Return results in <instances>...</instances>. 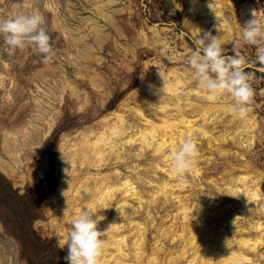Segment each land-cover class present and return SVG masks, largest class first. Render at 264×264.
<instances>
[{
	"label": "rangeland",
	"instance_id": "374dc122",
	"mask_svg": "<svg viewBox=\"0 0 264 264\" xmlns=\"http://www.w3.org/2000/svg\"><path fill=\"white\" fill-rule=\"evenodd\" d=\"M233 2L234 13L227 11L225 15L237 23L236 32L228 39L224 32L219 35L225 56L234 54V42L241 38L246 21L240 15L243 4L250 3L264 18V0ZM37 10L44 16L55 52L53 62L45 64L32 47L9 54L0 35V161L12 166L0 167V264H67V249H60L57 241L67 233L74 219L71 207L76 206V188L70 190L69 181H64L63 156L70 153L69 145L85 131L103 129L104 117L120 109L128 98L147 91L140 88L153 80L149 69L156 59L165 67L171 65L160 49L151 46L152 29L166 37L169 54H179L175 65L189 67L187 59L194 50L195 37L183 19L185 9L172 14L163 0H0V19ZM210 31L217 35L215 29ZM240 51L248 61L245 70L253 89L250 113L258 128L253 137L246 136L248 142L243 145L229 140L222 148L229 151L227 154H244L243 161H229L249 165L262 174L264 182V69L255 63L254 46L242 44ZM221 117L218 130L236 127V122L228 124L231 114ZM218 161L215 173L212 166L206 171L208 177L221 179L218 176L229 169V161L220 157ZM78 169L80 180L97 172L87 163ZM200 185L202 190L189 193L218 194L210 183ZM226 201L256 219L239 196ZM160 205L161 209H150L155 224L147 234L149 252L160 225H169L176 213L175 202ZM167 213L171 216L165 222ZM134 216L142 221L146 214L137 208ZM180 242L164 243L168 257L178 251ZM166 260L159 256L158 264H170Z\"/></svg>",
	"mask_w": 264,
	"mask_h": 264
},
{
	"label": "bare ground",
	"instance_id": "6f19581e",
	"mask_svg": "<svg viewBox=\"0 0 264 264\" xmlns=\"http://www.w3.org/2000/svg\"><path fill=\"white\" fill-rule=\"evenodd\" d=\"M163 1L172 14L185 9L183 19L193 38L212 29L218 36L224 32L225 39L236 32L237 23L225 15L227 11L234 13L233 0ZM253 9L250 3L243 4L241 18L250 19ZM150 37L151 46L160 49L171 65L165 67L156 59L149 69L153 80L140 88L147 91L128 98L120 109L104 117L103 129L97 133L83 132L79 140L69 145L70 153L63 156L65 169L71 170V177L66 176L64 181H69L70 190L76 188L77 207H71L73 218L87 207L99 219L98 230H108L98 264H158L159 256L166 257L170 264H264L262 174H256L247 164L237 166L230 162V158L243 161L245 155L227 154L229 151L222 148L229 140L238 145L248 142L246 136L253 134V137L258 128L255 116L249 113L241 120L233 115L230 112L233 100L227 93L209 98L196 87L190 67L173 63L180 60L179 54L167 52L171 48L162 32L152 29ZM224 113L231 114L228 124L237 123L233 130L217 129ZM188 136L196 140L198 157L193 169L182 179L171 167L170 153ZM219 157L230 162L229 169L218 176L221 179L208 177L206 171L210 166L212 172L218 170ZM84 163L94 166L97 172L80 180L76 174L80 172L78 166ZM6 166L12 167L0 161L1 168ZM104 166L110 167L109 171L103 172L107 169ZM87 173L90 174L88 170ZM203 182L210 183L209 187L218 194L189 193L202 190ZM236 196L256 219L226 201ZM169 202L176 203V213L172 218L167 213L164 220L170 218L171 223L160 225V233L153 237L149 252L147 234L155 224L150 209H161L160 204ZM137 208L145 211L142 221L135 219ZM170 240L181 242L178 251L168 257L164 243Z\"/></svg>",
	"mask_w": 264,
	"mask_h": 264
},
{
	"label": "clouds",
	"instance_id": "9594fccd",
	"mask_svg": "<svg viewBox=\"0 0 264 264\" xmlns=\"http://www.w3.org/2000/svg\"><path fill=\"white\" fill-rule=\"evenodd\" d=\"M209 7L212 8L211 3ZM44 24V16L38 10L0 19V35L3 36L9 54L16 49L32 47L42 55L45 64L53 62L55 52ZM240 35L241 38L233 45L234 54L225 56L218 35H213L211 31L200 33L192 41L194 50L187 63L196 87L205 91L209 98L229 94L233 100L230 112L244 120L251 112L253 89L249 73L245 70L248 61L240 47L242 44L254 46L255 63L264 69V18L259 15V11L251 10V18L244 22ZM197 157L196 140L188 136L177 149L171 151V167L183 179L195 166ZM70 171L65 169L69 177ZM94 214L85 207L72 219L67 233L58 239L60 249L67 247V255L64 257L67 264H98L104 244L103 237L108 230H98L99 219L97 216L94 218Z\"/></svg>",
	"mask_w": 264,
	"mask_h": 264
}]
</instances>
